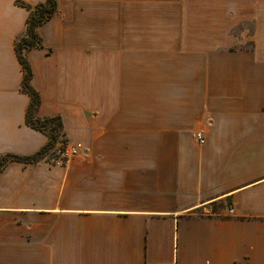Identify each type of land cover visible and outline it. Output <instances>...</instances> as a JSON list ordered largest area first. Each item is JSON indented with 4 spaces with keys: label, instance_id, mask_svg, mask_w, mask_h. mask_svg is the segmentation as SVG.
<instances>
[{
    "label": "crops",
    "instance_id": "0c3cea01",
    "mask_svg": "<svg viewBox=\"0 0 264 264\" xmlns=\"http://www.w3.org/2000/svg\"><path fill=\"white\" fill-rule=\"evenodd\" d=\"M15 1L0 0V156L25 157L48 136L25 124ZM56 2L24 55L36 116L79 150L0 170V264H264V0ZM243 22L251 50L235 49Z\"/></svg>",
    "mask_w": 264,
    "mask_h": 264
},
{
    "label": "trees",
    "instance_id": "16d2710c",
    "mask_svg": "<svg viewBox=\"0 0 264 264\" xmlns=\"http://www.w3.org/2000/svg\"><path fill=\"white\" fill-rule=\"evenodd\" d=\"M15 5L25 8L29 12L25 22V33L14 44L15 55L22 71L21 91L29 97V104L25 111V124L31 129L45 133L48 136V142L31 156L21 157L13 154L0 156V170L8 162H36L55 146L58 138L64 139L61 120L58 116L44 118L36 116V111L40 105V98L32 87V70L24 55L26 50L41 47V38L38 35L37 29L55 14L57 2L56 0H45V3L32 7L20 0H16Z\"/></svg>",
    "mask_w": 264,
    "mask_h": 264
},
{
    "label": "rangeland",
    "instance_id": "374dc122",
    "mask_svg": "<svg viewBox=\"0 0 264 264\" xmlns=\"http://www.w3.org/2000/svg\"><path fill=\"white\" fill-rule=\"evenodd\" d=\"M245 36L244 43H241L239 46H236L235 49H244L251 50L252 49V35H253V24L252 22H243L239 26L235 27L231 30V35L235 37H239L241 39V35ZM61 138H58L57 143L58 147L61 146Z\"/></svg>",
    "mask_w": 264,
    "mask_h": 264
},
{
    "label": "built area",
    "instance_id": "2783aa9c",
    "mask_svg": "<svg viewBox=\"0 0 264 264\" xmlns=\"http://www.w3.org/2000/svg\"><path fill=\"white\" fill-rule=\"evenodd\" d=\"M195 137L199 145H202L204 143L203 136L201 133H197ZM60 144V148L58 147L57 149L58 160L66 162L77 156L79 146H66L63 141Z\"/></svg>",
    "mask_w": 264,
    "mask_h": 264
}]
</instances>
